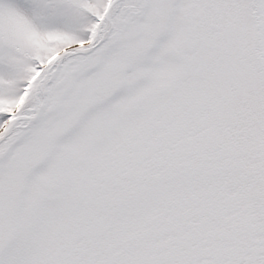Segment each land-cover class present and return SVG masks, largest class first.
<instances>
[{"label": "snow or ice", "instance_id": "6c2138e0", "mask_svg": "<svg viewBox=\"0 0 264 264\" xmlns=\"http://www.w3.org/2000/svg\"><path fill=\"white\" fill-rule=\"evenodd\" d=\"M0 264H264V0H0Z\"/></svg>", "mask_w": 264, "mask_h": 264}]
</instances>
